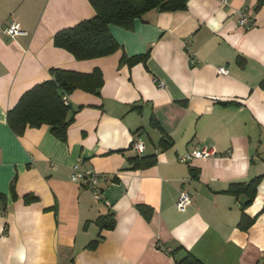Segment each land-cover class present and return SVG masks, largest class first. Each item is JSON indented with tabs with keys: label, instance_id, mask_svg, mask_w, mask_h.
<instances>
[{
	"label": "crops",
	"instance_id": "obj_1",
	"mask_svg": "<svg viewBox=\"0 0 264 264\" xmlns=\"http://www.w3.org/2000/svg\"><path fill=\"white\" fill-rule=\"evenodd\" d=\"M226 1L110 25L120 50L78 60L54 37L96 15L89 0H0V264H177L188 253L203 264H264V0ZM13 22L27 34L5 36ZM147 53L146 63H121ZM53 68L98 71L84 86L99 93L64 96L75 113L66 141L48 125L17 135L8 112ZM205 147L216 155L179 161ZM137 156L155 163L134 168ZM75 165L100 174L99 200L72 181ZM231 184H242L238 194ZM184 189L192 202L179 211ZM109 214L116 226L102 230L96 221Z\"/></svg>",
	"mask_w": 264,
	"mask_h": 264
},
{
	"label": "trees",
	"instance_id": "obj_2",
	"mask_svg": "<svg viewBox=\"0 0 264 264\" xmlns=\"http://www.w3.org/2000/svg\"><path fill=\"white\" fill-rule=\"evenodd\" d=\"M96 10L93 18L84 20L73 27L59 31L54 37L56 47L70 52L78 60H88L105 57L120 50L121 45L111 34L109 26L117 25L125 29H133L137 19H142L151 12H175L186 10L190 0H89ZM149 53L133 57L123 56L121 63L130 67L139 63H146ZM51 78L34 86L20 98L17 105L8 112V124L17 135L21 136L28 128H40L48 125L52 134L59 140L66 141L68 129L74 122V115L70 116V107L64 104V96L76 89H86L98 94V86L87 88L84 82L87 79H101L100 73L94 71L90 75H83L71 71L53 68ZM264 88V82H262ZM96 87V88H95ZM155 126H159L153 121ZM163 140L162 145H169ZM134 168L150 166L155 163L153 158L137 156L132 159ZM258 181V180H257ZM254 182H250L255 184ZM242 184H231L228 193L238 194ZM14 197L15 190L12 187ZM5 197L0 195V202ZM26 202L36 201L37 197L30 194L25 196ZM5 209V204H4ZM97 224L103 230H112L116 226L114 214L101 216ZM98 241L90 243L89 247L95 249ZM177 264H203L192 254L188 253Z\"/></svg>",
	"mask_w": 264,
	"mask_h": 264
},
{
	"label": "built area",
	"instance_id": "obj_3",
	"mask_svg": "<svg viewBox=\"0 0 264 264\" xmlns=\"http://www.w3.org/2000/svg\"><path fill=\"white\" fill-rule=\"evenodd\" d=\"M223 3L227 4L226 0ZM250 18L246 11L240 12L239 24L243 27H247L250 24ZM5 36L9 38H15L20 35H26L27 33L22 29L21 24L13 22L3 29ZM217 73L222 76L229 74V70L226 67H218ZM155 83H159L160 86H164V83L159 81L157 78L154 79ZM65 105H68V101L64 99ZM132 149L138 154L142 155L145 150V144L140 138H136L132 144ZM216 155L215 148L205 147L203 149H194L191 152L184 154L179 157L180 162L188 163L194 159H205ZM72 181L78 183H84L94 193L96 199L101 198V192L99 188L100 174L94 170H82L79 165L73 167ZM192 197L187 190H182L176 202V207L179 211H185L186 208L191 204ZM264 214V208H263Z\"/></svg>",
	"mask_w": 264,
	"mask_h": 264
}]
</instances>
